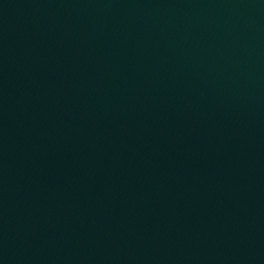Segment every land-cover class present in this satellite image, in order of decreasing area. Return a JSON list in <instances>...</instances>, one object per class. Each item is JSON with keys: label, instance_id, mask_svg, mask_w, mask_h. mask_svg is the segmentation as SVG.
I'll return each instance as SVG.
<instances>
[{"label": "water", "instance_id": "obj_1", "mask_svg": "<svg viewBox=\"0 0 264 264\" xmlns=\"http://www.w3.org/2000/svg\"><path fill=\"white\" fill-rule=\"evenodd\" d=\"M0 264H264V0H0Z\"/></svg>", "mask_w": 264, "mask_h": 264}]
</instances>
